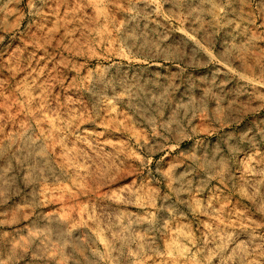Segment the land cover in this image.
<instances>
[{
    "label": "rangeland",
    "instance_id": "1",
    "mask_svg": "<svg viewBox=\"0 0 264 264\" xmlns=\"http://www.w3.org/2000/svg\"><path fill=\"white\" fill-rule=\"evenodd\" d=\"M263 102L264 0H0V264H264Z\"/></svg>",
    "mask_w": 264,
    "mask_h": 264
},
{
    "label": "bare ground",
    "instance_id": "2",
    "mask_svg": "<svg viewBox=\"0 0 264 264\" xmlns=\"http://www.w3.org/2000/svg\"><path fill=\"white\" fill-rule=\"evenodd\" d=\"M100 40H99V42L103 39V37H101V38H99ZM102 44V42H100L99 43V45H101ZM264 105V102L263 103H261L260 105L258 104V106L259 107H261V106H263ZM258 106H256L257 108H258ZM252 108H253V106H252ZM249 109V108H248ZM245 110V109H244ZM250 110V109H249ZM246 112V111H245ZM232 118V117H231ZM230 117H227V115L226 114H224L223 112L220 114V115H218L217 116V119H218V123H216V125H214L213 126V128H212V130H216V129H218L219 127H223V126H226V125H228V124H230L231 123V120L233 119H231ZM238 118V117H237ZM235 119V118H234ZM239 120V119H238ZM238 120H236V121H238Z\"/></svg>",
    "mask_w": 264,
    "mask_h": 264
}]
</instances>
